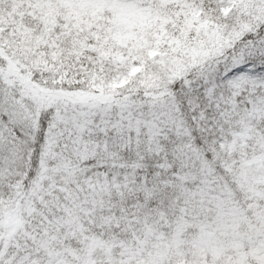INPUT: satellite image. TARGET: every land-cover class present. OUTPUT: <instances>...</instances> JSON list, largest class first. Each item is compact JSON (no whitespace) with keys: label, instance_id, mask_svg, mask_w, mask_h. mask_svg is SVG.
<instances>
[{"label":"snow or ice","instance_id":"1","mask_svg":"<svg viewBox=\"0 0 264 264\" xmlns=\"http://www.w3.org/2000/svg\"><path fill=\"white\" fill-rule=\"evenodd\" d=\"M0 264H264V0H0Z\"/></svg>","mask_w":264,"mask_h":264}]
</instances>
